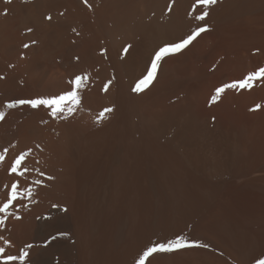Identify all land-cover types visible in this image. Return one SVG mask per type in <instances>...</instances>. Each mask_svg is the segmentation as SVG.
<instances>
[{"label": "bare ground", "instance_id": "1", "mask_svg": "<svg viewBox=\"0 0 264 264\" xmlns=\"http://www.w3.org/2000/svg\"><path fill=\"white\" fill-rule=\"evenodd\" d=\"M170 2L0 0V207L18 185L0 213V264L21 250L23 264H135L177 236L200 246L146 264L264 259V76L239 87L264 68V0ZM198 24L209 30L131 91L154 51ZM78 75L80 103L55 117L7 106L64 94Z\"/></svg>", "mask_w": 264, "mask_h": 264}, {"label": "snow or ice", "instance_id": "2", "mask_svg": "<svg viewBox=\"0 0 264 264\" xmlns=\"http://www.w3.org/2000/svg\"><path fill=\"white\" fill-rule=\"evenodd\" d=\"M5 3H11V0H5ZM84 3L86 6L91 8V4L88 3V0H84ZM217 3V0H194V3L192 5L193 8H196L197 6H210ZM175 4V0H171L170 3L166 5L169 12L173 10V5ZM7 14L6 10L5 13ZM209 15L208 11H203L198 15H193L192 19L199 22H204L206 20V17ZM48 20H51L52 17L48 16L46 17ZM206 25L201 26L200 24L197 25L195 30H191L189 33H187L185 36L179 38L177 41L168 42L162 46H160L157 50L154 51L153 56L150 60L149 65L145 68L144 74L135 82L134 86L132 87L131 91L135 93H141L145 89H147L153 81L157 78V71L161 65V62L167 58L170 57L176 53L181 52L182 50L186 49L189 45L193 43L194 40L197 39L201 35V33H204L208 31ZM29 32L32 31L31 28L28 29ZM75 31V29H73ZM37 43L35 40L31 42V44ZM31 45L29 43H24L23 48L28 49ZM131 46H127L123 49L124 53L127 54L129 52V49ZM23 58V55L21 56ZM264 76V68H260L258 71L253 72L248 75L247 79L242 80L239 83L240 88H246L249 87V82L256 80L260 77ZM69 83L72 85L71 90L66 91L64 94L48 98V99H28V100H18L14 103H9L7 106L9 108L16 107L17 104L19 105H29L32 108H37L39 106H45L51 109L50 114L55 117L57 114L62 113L64 111L65 103L70 102L73 105H78L80 103V96L78 94L77 89L81 87V85L84 83V78L81 76H76L74 80L69 81ZM111 84V81H108L104 84L102 91L107 92L109 85ZM237 84L232 83L225 85L221 88L216 89V96H219L225 88H236ZM215 100V97L213 98ZM259 108V106H257ZM69 112H72L73 109L69 108ZM114 111V108L112 107H105L103 110L99 113V118L103 119L106 117V114H109ZM0 119H3V113H0ZM23 160V157L21 156L19 159L15 160V163L11 165V171L13 173L17 172V168L21 165V161ZM22 175V173H21ZM51 179V177H49ZM37 184L40 183L39 180L36 181ZM18 185L16 183H13L11 185V192L9 194V198L7 199L6 203H3V206L0 207V213H7V210L9 209L10 205L13 204V201L17 199V192ZM29 196L32 195L31 191L29 190L27 193ZM55 207V205H54ZM66 210V209H65ZM20 217L17 216L16 219H19ZM4 223V219L0 218V224ZM2 239V237H0ZM55 239V237H53ZM5 244H8L9 241L4 240ZM194 246H200L196 244L195 241H188L183 236H177L176 238L167 239L164 242L157 241L153 243L151 246H148L146 250L143 251L142 255L139 256V259L135 262V264H146V261L149 257L153 256L156 253H172L175 251H179L186 248H191ZM26 247L30 248L31 245H27ZM4 249L0 248V253H3ZM28 257V252L21 250L20 254L18 256L16 255H7L3 258V264H13L14 261L19 259L21 261V264L26 260ZM255 264H264V259H257L255 261Z\"/></svg>", "mask_w": 264, "mask_h": 264}]
</instances>
